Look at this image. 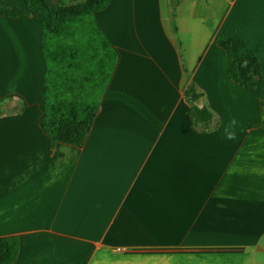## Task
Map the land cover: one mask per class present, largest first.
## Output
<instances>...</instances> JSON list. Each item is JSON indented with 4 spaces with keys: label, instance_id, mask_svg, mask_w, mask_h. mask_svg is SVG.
I'll return each mask as SVG.
<instances>
[{
    "label": "crops",
    "instance_id": "0c3cea01",
    "mask_svg": "<svg viewBox=\"0 0 264 264\" xmlns=\"http://www.w3.org/2000/svg\"><path fill=\"white\" fill-rule=\"evenodd\" d=\"M95 19L117 61L74 145L41 128L40 19L0 15V237L18 238L12 264H264V0H110ZM218 35L254 51L257 96L230 79ZM189 83L214 117L198 129Z\"/></svg>",
    "mask_w": 264,
    "mask_h": 264
},
{
    "label": "trees",
    "instance_id": "16d2710c",
    "mask_svg": "<svg viewBox=\"0 0 264 264\" xmlns=\"http://www.w3.org/2000/svg\"><path fill=\"white\" fill-rule=\"evenodd\" d=\"M109 2L87 0L83 5L63 8L49 0H0L1 16H35L41 21L44 60L41 128L52 144L81 145L92 126L117 61L116 51L95 19V13ZM175 3L171 6L172 15ZM216 43L231 57L230 79L257 96L262 78L251 47L236 36L218 35ZM184 95L193 127L209 125L213 114L194 105L201 94L195 93L192 83L187 85ZM2 101L0 116L6 112ZM18 250L16 236L0 237V264H12Z\"/></svg>",
    "mask_w": 264,
    "mask_h": 264
},
{
    "label": "rangeland",
    "instance_id": "374dc122",
    "mask_svg": "<svg viewBox=\"0 0 264 264\" xmlns=\"http://www.w3.org/2000/svg\"><path fill=\"white\" fill-rule=\"evenodd\" d=\"M87 0H49V2L57 7H73V6H80L86 3ZM2 102H5L3 100Z\"/></svg>",
    "mask_w": 264,
    "mask_h": 264
},
{
    "label": "water",
    "instance_id": "95a60500",
    "mask_svg": "<svg viewBox=\"0 0 264 264\" xmlns=\"http://www.w3.org/2000/svg\"><path fill=\"white\" fill-rule=\"evenodd\" d=\"M201 97L197 98L196 100H194V105H196L197 107L201 108L202 105H201Z\"/></svg>",
    "mask_w": 264,
    "mask_h": 264
},
{
    "label": "clouds",
    "instance_id": "9594fccd",
    "mask_svg": "<svg viewBox=\"0 0 264 264\" xmlns=\"http://www.w3.org/2000/svg\"><path fill=\"white\" fill-rule=\"evenodd\" d=\"M235 123H236V120L233 118V119L230 121V125H235ZM229 139H234V135L229 134Z\"/></svg>",
    "mask_w": 264,
    "mask_h": 264
},
{
    "label": "built area",
    "instance_id": "2783aa9c",
    "mask_svg": "<svg viewBox=\"0 0 264 264\" xmlns=\"http://www.w3.org/2000/svg\"><path fill=\"white\" fill-rule=\"evenodd\" d=\"M117 251H121V249L119 247L116 248Z\"/></svg>",
    "mask_w": 264,
    "mask_h": 264
}]
</instances>
